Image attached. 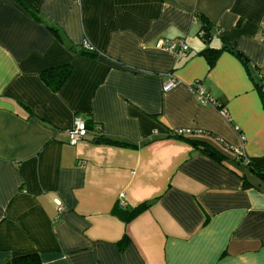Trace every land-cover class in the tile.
Instances as JSON below:
<instances>
[{
	"label": "crops",
	"instance_id": "obj_1",
	"mask_svg": "<svg viewBox=\"0 0 264 264\" xmlns=\"http://www.w3.org/2000/svg\"><path fill=\"white\" fill-rule=\"evenodd\" d=\"M23 1L38 19L0 0V264H264V184L170 136L209 132L264 156V0ZM177 38L185 52L155 47ZM63 64L52 91L40 73ZM75 118L125 144H69ZM145 201L124 222L120 208Z\"/></svg>",
	"mask_w": 264,
	"mask_h": 264
},
{
	"label": "trees",
	"instance_id": "obj_2",
	"mask_svg": "<svg viewBox=\"0 0 264 264\" xmlns=\"http://www.w3.org/2000/svg\"><path fill=\"white\" fill-rule=\"evenodd\" d=\"M15 1L18 2L27 12L35 16L34 12L24 3L23 0ZM36 18L38 19V17ZM197 19L200 22L198 26L197 35L198 32L201 30L203 32V35L199 38L206 42L210 38V24L206 19L202 18L201 16H198ZM49 28L52 31L56 32V29L52 27ZM226 47L227 46L223 48ZM80 51L81 53L85 52L81 49ZM218 52L219 50H206V54H208V58L210 61L214 59ZM237 54L239 55V57H241L240 53ZM241 59L245 65H248L246 64V61L243 57ZM70 72L71 66L69 64H63L60 66L45 68L41 71L40 78L52 91H57L58 89H60V87L64 85L70 75ZM262 78H264V76L261 75V79ZM259 91L262 102H264V85L259 86ZM217 106H219L220 109L223 108L222 105ZM170 136L183 139L189 144H191L194 148L199 149L200 151L208 155H212L213 157H217L219 159L229 158L231 161L243 165L245 168L248 169V171L251 172L252 175L255 176V178H257L259 184H264V156L248 157L244 155V153L237 154L234 148H232L226 142L217 138L209 132L189 131L188 133H178L174 130L171 132ZM94 141L96 143L106 142L121 145L125 144L106 139L103 136L95 138ZM246 185H248V183ZM151 204L152 203L150 201H145L132 208H120L119 213L121 216H123L124 222L127 223L143 211L147 210L151 206ZM10 264H41V260L37 254H27L10 259Z\"/></svg>",
	"mask_w": 264,
	"mask_h": 264
},
{
	"label": "built area",
	"instance_id": "obj_3",
	"mask_svg": "<svg viewBox=\"0 0 264 264\" xmlns=\"http://www.w3.org/2000/svg\"><path fill=\"white\" fill-rule=\"evenodd\" d=\"M203 32L200 30L198 32V36L201 37ZM262 40H264V36H262ZM155 47L158 49L166 50L169 52H185L187 50V45L185 44L183 38L170 39V40H158L155 44ZM80 49L92 53L94 52V47L88 42L84 41L80 45ZM177 84V81L173 78H170L164 85L163 91H169L174 88ZM189 89L196 95L199 102L203 105H217L207 94L204 93L200 83L198 81H194L189 85ZM224 111L223 108H221ZM225 113V111H224ZM178 133H188L189 130H175ZM92 135L94 138H99L102 136V132L98 126H94L93 128H87L85 122L81 118H75L72 124V127L67 130L68 142L71 145H76L82 140H84L87 135ZM237 154H242L243 152L240 150L234 149ZM57 208L61 210V204L59 201H55ZM123 205V202H121Z\"/></svg>",
	"mask_w": 264,
	"mask_h": 264
},
{
	"label": "water",
	"instance_id": "obj_4",
	"mask_svg": "<svg viewBox=\"0 0 264 264\" xmlns=\"http://www.w3.org/2000/svg\"><path fill=\"white\" fill-rule=\"evenodd\" d=\"M7 262H9V260H7Z\"/></svg>",
	"mask_w": 264,
	"mask_h": 264
}]
</instances>
